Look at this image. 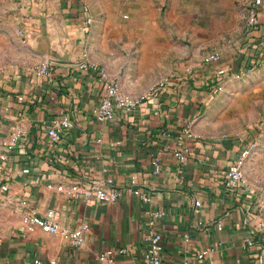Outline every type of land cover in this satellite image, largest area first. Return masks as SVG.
<instances>
[{
	"label": "crops",
	"instance_id": "0c3cea01",
	"mask_svg": "<svg viewBox=\"0 0 264 264\" xmlns=\"http://www.w3.org/2000/svg\"><path fill=\"white\" fill-rule=\"evenodd\" d=\"M17 1L30 54L20 65L0 66V142L16 125L27 132L0 159V186L8 187L0 191V264H99L107 251L113 254L106 264H143V234L151 228L164 237L162 264H264L252 193L227 184L229 165L247 143L256 144L246 167L251 189L259 175L250 166L264 162L257 157L264 155V0L260 30L253 32L246 27L251 0ZM214 50L229 69L218 93L211 91L216 64L204 61ZM113 51L121 74L111 64ZM46 57L51 72L38 76L34 66ZM82 58L135 96L161 78L170 82L157 85L138 110L100 122L95 109L106 89L96 72L80 68ZM61 114L74 124L53 142L48 129ZM188 125L199 138L189 140L192 152L180 164L175 149ZM109 177L123 191L113 203L77 200L47 186ZM22 199L38 216L71 229L87 223L85 242L75 247L41 227L26 231ZM155 210L163 216L154 217ZM206 248L210 253L198 258Z\"/></svg>",
	"mask_w": 264,
	"mask_h": 264
},
{
	"label": "built area",
	"instance_id": "2783aa9c",
	"mask_svg": "<svg viewBox=\"0 0 264 264\" xmlns=\"http://www.w3.org/2000/svg\"><path fill=\"white\" fill-rule=\"evenodd\" d=\"M262 0H251L247 6V30L249 32L260 30V9ZM261 46L260 53L264 55V41L259 43ZM259 48V47H257ZM264 57H260L261 61L264 62ZM204 61L209 64H216L215 79L212 85L211 91L218 93L224 90L225 82L228 78V68L223 64V55L220 51L214 50L207 53L204 56ZM79 66L84 70H92L96 72L104 82L106 93L101 99L99 105L95 109V115L98 121L105 122L114 119L118 111L122 112H133L141 108L151 97L152 91H154L157 85H165L170 82V79L161 81L154 87H151V92L143 93L140 95H132L126 93L116 78H114L108 70L100 66L99 64L92 62L88 59H81ZM34 73L38 76L48 75L51 72V60L45 58L41 63L34 66ZM24 95H20L19 99L23 100ZM73 120L65 114L56 116L48 129V136L53 142H58L63 134L73 126ZM4 128L3 124L0 123V131ZM26 129L22 125L14 126L9 135L3 138L0 142V159L6 160L8 153L15 148L19 142L26 135ZM199 136L195 134L191 125H188L182 129L178 136V147L175 149V156L177 157L180 164H184L188 161V157L192 152L189 140L197 139ZM222 138H227L224 135ZM218 141V140H217ZM256 144L247 143L240 151L237 158L229 165L228 170V182L227 184L237 189H246L252 193V189L249 186L247 180V162L251 157L252 152L255 150ZM153 167L155 173L161 171V161L159 155H154ZM133 182L135 183V177ZM49 188H55L57 191L66 194L67 196L88 201L94 199L98 202H116L122 195V189L115 187L114 179L112 177L107 178L104 182H91L87 180H72L69 182H61L58 184L48 183ZM8 189L6 185L0 186V191L4 192ZM133 192L139 195L143 200L150 201V196L145 194L140 188H135ZM200 205V203H196ZM21 205L27 207V200L22 199ZM162 211L155 210L152 212L154 217L163 216ZM24 224L26 231L33 232L38 227L53 233L59 234L64 239L68 240L73 246L80 247L85 242V233L89 230L87 223L81 224L75 229L61 225L58 221L38 216L33 210L29 209L24 214ZM218 228H221V223H218ZM254 231L252 235L247 239L249 245L253 244ZM144 241V253H143V264H162L163 253H164V237L162 233L156 231L154 228L149 229L143 234ZM126 249H121L120 252H124ZM211 249H203L198 253V258H205ZM113 252L107 251L99 255V264H106L111 261ZM38 262V261H36ZM55 264V261L51 262ZM183 264H189L185 261Z\"/></svg>",
	"mask_w": 264,
	"mask_h": 264
},
{
	"label": "rangeland",
	"instance_id": "374dc122",
	"mask_svg": "<svg viewBox=\"0 0 264 264\" xmlns=\"http://www.w3.org/2000/svg\"><path fill=\"white\" fill-rule=\"evenodd\" d=\"M17 0H0V66H12L20 65L29 59L30 50L28 49L27 38L23 33V25L19 15V8L15 3ZM118 24L114 23L112 30L118 29ZM91 29H89V34ZM112 48L117 46L115 40H111ZM117 52L110 53V61L114 66L115 73L121 74L123 72V65L118 60ZM132 57L131 54H124L123 57ZM133 70V69H131ZM135 70L131 71L134 72ZM159 79L156 83L162 81ZM156 85V84H154ZM257 157L264 158V155H257ZM251 175H254L256 179V185L253 186L252 196L249 199L251 204V212L254 221V225L259 228L260 237L264 240V162L260 166H251ZM248 178V176H247ZM248 180V179H247ZM249 186H251L248 180ZM256 231V230H255Z\"/></svg>",
	"mask_w": 264,
	"mask_h": 264
},
{
	"label": "water",
	"instance_id": "95a60500",
	"mask_svg": "<svg viewBox=\"0 0 264 264\" xmlns=\"http://www.w3.org/2000/svg\"><path fill=\"white\" fill-rule=\"evenodd\" d=\"M54 56L59 58V59L66 60L69 58V52H65L63 55L56 52V53H54Z\"/></svg>",
	"mask_w": 264,
	"mask_h": 264
},
{
	"label": "bare ground",
	"instance_id": "6f19581e",
	"mask_svg": "<svg viewBox=\"0 0 264 264\" xmlns=\"http://www.w3.org/2000/svg\"><path fill=\"white\" fill-rule=\"evenodd\" d=\"M58 46V45H57Z\"/></svg>",
	"mask_w": 264,
	"mask_h": 264
}]
</instances>
